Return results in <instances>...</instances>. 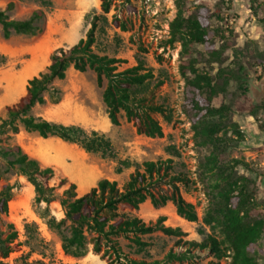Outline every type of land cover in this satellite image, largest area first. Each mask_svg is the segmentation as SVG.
I'll use <instances>...</instances> for the list:
<instances>
[{"label": "rangeland", "instance_id": "obj_1", "mask_svg": "<svg viewBox=\"0 0 264 264\" xmlns=\"http://www.w3.org/2000/svg\"><path fill=\"white\" fill-rule=\"evenodd\" d=\"M108 1L110 12L105 14L102 0H0V11L10 20H28L36 10L44 13L35 35L13 34L6 39L0 25V124L8 119L6 108L25 95L28 81L48 71L52 54L86 38L96 23L92 46L96 55L121 60L119 72L142 66L154 74L138 97L145 99V105L162 107L163 112L154 117L163 136L139 134L124 112L119 115L120 125L113 126L95 72L81 73L71 66L65 79L55 80L44 92L45 103L36 105L28 116L79 127L86 135L81 136L83 141L92 139L94 133L111 148L88 152L81 144L66 142L65 164L73 167L65 168L67 174L40 162L54 168V177L45 187L10 167L13 157L0 155V191L14 186L8 213L0 214V239L16 246L2 264L149 263L166 261L170 252L182 259L169 264H233L229 227L236 224L255 229L246 253L251 264H264V0ZM9 4L13 8L6 11ZM176 18L183 29L172 41L171 23ZM193 21L205 23L206 45L188 40L187 27ZM205 77L214 91L202 79L201 87L197 86L199 78ZM221 107L222 115L208 113ZM15 124L18 133L6 128L0 134V149L19 145L32 158L26 144L32 143L40 153L48 150L46 144L39 145L42 140L37 132L27 131L20 120ZM78 154L85 170L74 166ZM166 160L172 161L170 176L188 179L180 189L194 206L197 221L181 218L172 202L155 207L149 199L138 210L119 215L152 226L164 219L165 226L186 233L183 242L178 244V238L161 231L119 235L112 237V244L101 238L97 253L98 235L84 226L82 252L64 249V240L74 227L66 219L68 206L87 190L88 177L96 186L108 179L122 188L132 173L143 172L145 162ZM64 179L69 182L63 184ZM70 183L76 189L68 192ZM51 221L64 223L57 228ZM209 236L218 239L225 256L218 258L208 249L185 244L202 243Z\"/></svg>", "mask_w": 264, "mask_h": 264}, {"label": "trees", "instance_id": "obj_2", "mask_svg": "<svg viewBox=\"0 0 264 264\" xmlns=\"http://www.w3.org/2000/svg\"><path fill=\"white\" fill-rule=\"evenodd\" d=\"M13 4L7 6L6 11H10ZM101 8L105 14L110 12L108 0H102ZM44 18L41 10L33 12L28 20H10L5 11H0V25L3 29V36L9 39L13 34L35 35L39 29V23ZM96 23H93L88 31L86 38L80 40L76 45L69 49H59L51 56V63L46 73L33 77L28 81L25 95L17 103L6 108L8 119L0 124V134L5 129H11L14 133L19 132L15 124L17 120L23 124L27 131L37 132L41 138H59L67 143L81 144L88 152H106L111 145L96 134L89 141H83L81 136H86L85 132L79 127H65L51 124L45 120H36L28 113L36 106L45 103L43 97L49 86L55 80H63L67 70L73 66L74 70L84 73L87 70L95 72L97 85L103 89V102L107 108L109 120L113 126L120 125L119 115L125 113L128 122L133 123L139 134L147 137H162L163 130L158 120L154 117L155 113L163 112L162 107L145 105V99L139 98V94L154 79V74L144 69L142 66L128 68L122 72L118 71L119 59L107 56L96 55L92 51L95 42ZM187 37L191 43L206 45L208 43L205 23L200 21L190 22L188 25ZM183 24L179 18L171 23L172 41H176L178 34L181 33ZM107 84L104 85V80ZM204 80L209 88L214 91V87L209 83V79L199 78L197 86L201 87L200 80ZM246 92H249L248 90ZM224 107L220 109H210L208 113L212 116L221 114ZM252 116L256 112L251 113ZM215 129L210 128L209 132L214 134ZM241 135L240 131H236ZM0 155L5 158L13 157L9 161V166L17 168L28 176L29 180L35 185L41 183V187L48 186L49 181L54 177L53 167H43L39 160L30 157L19 145L13 147H1ZM171 160L148 161L144 163L143 172L136 170L130 175L129 180L122 188L116 181L102 179L97 186L88 193L75 199L68 206L66 219L74 224L72 234L64 240V249L67 252L81 253L86 245V235L84 226L98 235L94 250L99 253V242L101 238L113 243L112 237L119 235L133 234L146 235L155 231L178 238V244L183 242L186 236L180 228H172L164 225V219H160L156 225H146L141 220L134 218H124L119 212L138 210L140 205L148 199L155 207L165 206L172 202L176 207L177 214L189 221L196 222L197 214L194 206L187 202L183 197L180 185L186 187L188 179L182 175L170 176ZM129 168V163H123ZM69 182L64 179L62 183ZM40 187V185H39ZM168 187L169 190L166 188ZM41 189V188H40ZM76 189V185L70 183L68 192ZM14 186H4L0 191V214L8 213L9 202L13 196ZM64 221L56 223L55 227L60 228ZM255 229L246 225L236 224L229 227L230 242L235 249L233 264H251L246 253L247 248L255 237ZM16 234L12 238L15 237ZM191 247L208 249L221 258L225 256L221 243L213 236H209L202 243L195 241H185ZM111 248L117 255H121L115 245ZM16 249V246L8 245L6 240L0 239V264L7 259ZM182 256L170 252L166 261H133L132 264H169L174 260H181Z\"/></svg>", "mask_w": 264, "mask_h": 264}, {"label": "crops", "instance_id": "obj_3", "mask_svg": "<svg viewBox=\"0 0 264 264\" xmlns=\"http://www.w3.org/2000/svg\"><path fill=\"white\" fill-rule=\"evenodd\" d=\"M51 138H55V137H51ZM40 140H42V142L40 141L39 145L46 144L48 146V150L45 153L44 152L40 153L38 151V147H35L32 143L26 144L25 149L28 153L31 154V156H33L35 159L39 160L45 166H56V167L63 169L65 172H66L65 168L73 167V166H67L65 164L66 158L64 157V154H65L64 150L67 148L66 142L60 140V141L64 142V145H60L59 144L60 141L59 142L48 141V138L47 139H44V138L41 139L40 138ZM74 157L76 159V164H77L74 166H79V168L85 170V167L81 163L80 154L74 155ZM86 184H87L88 188L84 192H81V194H86L92 188L96 187V182L93 181V178H91V177H88Z\"/></svg>", "mask_w": 264, "mask_h": 264}]
</instances>
